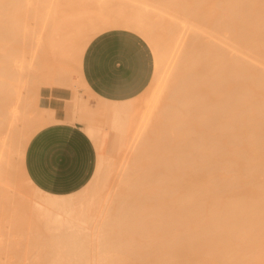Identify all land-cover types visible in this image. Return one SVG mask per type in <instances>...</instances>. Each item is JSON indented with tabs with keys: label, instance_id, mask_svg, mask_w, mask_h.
Segmentation results:
<instances>
[{
	"label": "bare ground",
	"instance_id": "obj_1",
	"mask_svg": "<svg viewBox=\"0 0 264 264\" xmlns=\"http://www.w3.org/2000/svg\"><path fill=\"white\" fill-rule=\"evenodd\" d=\"M119 1L0 0V199L8 213L0 208V214L9 216L0 219L6 221L0 250H7L0 251V264H264V0ZM42 25L49 27L50 49L65 58L77 51L82 71L84 54L98 36L122 30L141 38L156 59L143 96L146 114L140 115L136 97H100L93 109L77 90H91L83 73L66 70L70 80L56 87L65 109L59 117L31 89L28 66L15 63ZM76 41L82 46L71 48ZM91 117L112 127L105 132L87 126L99 148L89 183L68 196L40 190L24 167L32 137L47 126ZM129 125L133 138L126 137ZM130 139L136 153L121 168L117 153ZM117 167L124 187L114 197L107 191L106 198ZM23 186L34 198L23 194ZM115 196L125 210L119 214L121 201L116 203L121 223L115 211L111 221L122 227L115 220L117 230L103 235L110 211L107 223H99L103 230L95 224L103 215L94 222L92 214ZM70 232H85L93 241H81L87 247L76 250L80 240L69 234L73 243H58ZM98 237L105 242H94ZM52 239L70 249L46 251L57 244ZM147 253L155 256L147 259Z\"/></svg>",
	"mask_w": 264,
	"mask_h": 264
},
{
	"label": "crops",
	"instance_id": "obj_2",
	"mask_svg": "<svg viewBox=\"0 0 264 264\" xmlns=\"http://www.w3.org/2000/svg\"><path fill=\"white\" fill-rule=\"evenodd\" d=\"M153 71L149 46L137 35L122 30L95 38L83 58V75L90 89L112 101L140 95L150 83ZM97 158L93 141L80 126L56 123L32 137L24 167L40 190L53 196H68L89 183Z\"/></svg>",
	"mask_w": 264,
	"mask_h": 264
},
{
	"label": "rangeland",
	"instance_id": "obj_3",
	"mask_svg": "<svg viewBox=\"0 0 264 264\" xmlns=\"http://www.w3.org/2000/svg\"><path fill=\"white\" fill-rule=\"evenodd\" d=\"M111 1V0H110ZM113 2H111V3H116V1L117 0H115V2H114V0H112ZM124 1H127V0H124ZM124 1H122L121 2V0L119 1L121 4L124 2ZM35 30V41H34V45L32 44V45H30V43H28V44H26V45H24V47H25V50H26V52H25V55H24V57H23V59L22 60H15V63H21V64H23V66H28L27 68L28 69H30L31 70V75L33 76V84H31L30 85V87H31V89L32 90H34L35 92H36V94L38 95V96H43V101H44V103H46L47 105H49L50 107H52V108H54V109H56V111H57V113H58V110H59V113H58V116L60 117H63L64 116V114H65V109H64V102H63V100H61V99H59L58 97H57V94H59V93H63V91L62 90H58V89H56V87H58V86H61V85H64V84H66V83H68V81L70 80V78H71V75L68 73V72H65L66 70H71V71H75L76 73H83V71L81 70V68L79 67V63L82 61V57H80V54L76 51V52H72L73 53V55H72V57H62V56H60L57 52H54V51H52L51 49H50V47L48 46V44H47V41H46V39H45V37L47 36V34H48V32H49V27H48V25H42L41 27H37V28H35L34 29ZM64 32H66V31H64ZM18 46V45H17ZM82 46V43L81 42H75L74 43V45H72L71 46V48H75V49H77V48H80ZM152 51V50H151ZM153 53V52H152ZM153 59H154V71H153V73L155 72V69H156V59H155V55H154V53H153ZM161 78H162V74H161ZM161 80V79H160ZM52 90V92H53V94L52 95H50L51 94V91ZM77 90H78V92L80 93V95H82V96H84V98H86V97H88L89 98V102H90V105L92 106V108L93 109H97L98 108V106H99V102H100V97L98 96V95H96L92 90H90V92H88V93H86L82 88H77ZM146 94V91L144 90L140 95H138L137 97H136V100L137 101H140V105H139V113H140V115L141 116H143V115H145L146 114V105H145V103L143 102V96ZM51 96V97H50ZM59 100V101H58ZM63 103V104H62ZM58 104V106H55V105H57ZM61 106H62V108H61ZM58 107V108H57ZM63 111V112H62ZM62 114V115H61ZM107 121H106V119L105 118H100V117H91V118H89V120H87V121H85V122H76L75 124H73V125H78V126H80L81 128H83V130L86 132V134L87 135H89L88 134V132H87V126L88 125H90V126H92V127H94V128H98V129H104L103 131H105V132H107V128L105 129V127H108L107 125H109V128H110V126L112 125L111 124V122H108V123H106ZM82 123V124H81ZM106 123V124H105ZM111 125H110V124ZM66 124H68V123H66ZM86 126V127H85ZM112 127V126H111ZM86 128V129H85ZM108 128V129H109ZM133 129H134V127H133V125L132 126H130L129 125V127H128V133H129V135H126V137L128 136H130L131 138H133L132 136H131V134H132V132H133ZM111 130V129H110ZM110 130H108V132L110 131ZM127 133V134H128ZM131 133V134H130ZM104 134H107V133H104ZM103 134V135H104ZM133 136H135V134L133 135ZM90 137V136H89ZM127 137V138H128ZM91 139V138H90ZM92 140V139H91ZM132 140V141H131ZM93 141V140H92ZM130 141V145H126L125 147H124V149L122 148V149H120L119 150V152L120 153H117L118 155H117V159H116V162L118 163V166L120 167L121 166V168H122V165H123V163L124 162H126V158H127V161L128 162H130L131 160H133V158H134V155H135V150H134V152H133V139H130L129 140ZM129 141L127 142V144H129ZM132 142V143H131ZM93 143H95V141H93ZM95 145H96V147H97V153H98V158H99V148H98V146H97V144L95 143ZM132 145V147H130ZM128 146V147H127ZM130 147V148H129ZM132 162V161H131ZM121 168H120V171H121ZM119 168L117 167V171L116 172H114V173H112L113 175H111L110 176V178H109V180H108V182H107V189H106V191H104V194H105V197L107 198L108 197V194H109V192H110V190H113V193H111V194H113V196L112 197H114V195H115V193H116V195H117V193H119V191H118V189L119 188H123L124 186L120 183V179H119V175H118V172L120 173V171L118 170ZM116 174L118 175V176H116ZM118 177V178H116V177ZM112 177V178H111ZM115 179V180H114ZM114 181V182H113ZM112 185V186H111ZM115 186H116V188H115ZM118 186V187H117ZM109 188H114L115 189V192H114V189H109ZM21 190H22V192H23V194H25L28 198H34L30 193H31V190L28 188V187H21ZM27 190V191H26ZM107 191H109V192H107ZM107 193V196H106V193ZM120 192H123V190L121 191V189H120ZM27 193V194H26ZM30 194V195H29ZM110 194V195H111ZM32 196V197H31ZM104 199V200H108V199ZM112 199V198H111ZM111 199H109L106 203H104V200H103V204L100 206L101 208V210L103 211V209L105 210L104 211V213L101 211V210H99L98 208H96V207H93V208H96V209H98L96 212H98V213H93L92 215H94V219L96 220V221H94V222H97L98 220H100V217L103 215V217H101L102 219L100 220V221H98V224L97 223H95L96 225H98V226H100V224L101 223H104V220L107 218V222L109 221L108 219H110V221H111V219L114 217V218H116L118 215H116V214H122V212L120 211V208L123 210L124 209V206H122V204L124 205V203H123V201H119V198H116V196H115V198H114V200H112L113 202H114V205H112L111 206V209H108V208H110V206H109V204L111 205L113 202L111 201ZM118 199V200H117ZM111 202V203H110ZM121 203V206L122 207H120V205L118 206V208H116V203ZM2 203H3V205H2ZM128 203H130V204H125V205H127V206H125L126 207V209H128L129 211L131 210H133V207H134V204H132V202L131 201H128ZM133 203H134V201H133ZM4 201H2L1 199H0V208H1V210H5L4 212H6V214H8L7 213V209H3V208H7V207H4ZM104 204H105V206H106V204H107V206L105 207V208H102V207H104ZM6 205V204H5ZM109 206V207H108ZM129 207V208H128ZM115 208H116V210L118 209L119 211H117L118 213H116V210H115ZM114 209V210H113ZM106 210H108V211H110V215H107L108 214V212L106 211ZM125 210V209H124ZM124 210H123V212H124ZM114 212L115 211V214H113L114 216L111 218V216H112V213L111 212ZM94 212V211H93ZM99 212H101V213H99ZM105 212H107V217L106 218H104V215H105ZM133 212V211H132ZM1 214H2V211H1ZM0 214V219L2 218V220H3V216ZM5 213L3 214L5 217H4V220H6L7 218V216L8 215H6ZM105 215V216H106ZM116 215V216H115ZM22 215H20V217H21ZM122 216V215H121ZM9 217V216H8ZM17 217V216H16ZM19 217V219H21ZM23 217V216H22ZM98 217V218H97ZM6 218V219H5ZM18 218V217H17ZM29 218H31V217H29ZM32 218H33V216H32ZM103 218H104V220H103ZM118 218V217H117ZM119 218L121 219V217L119 216ZM118 218V220L120 221V219ZM98 219V220H97ZM3 220V221H4ZM103 220V221H102ZM116 220V219H115ZM114 220V221H115ZM114 221H111V222H108V223H112V227H113V229L111 228V226L107 223V222H105V223H107V225H108V228H109V231L107 232V233H105L106 231H102L103 230V227H104V225H105V223H104V225L103 226H100V227H102V230H100V233H101V231H102V233L101 234H103V235H105V234H108L109 236H110V234H112L113 235V232H115L116 230H117V227L115 226L114 227ZM6 222V221H5ZM4 222V223H5ZM116 222H117V220H116ZM115 222V223H116ZM3 223V225L1 224V222H0V224H1V226H0V229H1V227H5L6 225ZM100 223V224H99ZM118 223V222H117ZM115 224V225H117L118 226V224L119 223H121V221L118 223V224ZM94 224V223H93ZM94 224V225H95ZM94 225H93V228H94ZM102 225V224H101ZM121 225V226H120ZM19 226H21V225H19ZM124 226V225H123ZM96 227V226H95ZM119 227H122V224H119ZM21 228V227H20ZM105 228V227H104ZM3 230H4V228H2ZM106 229H107V227H106ZM122 229V228H121ZM120 229V230H121ZM123 229H125V228H123ZM110 230L112 231V233L110 232ZM44 231V232H43ZM42 231V233L41 234H43V235H46L47 236V234H48V231H45V230H43ZM90 231H92V230H90ZM96 231H97V229H96ZM118 231H119V229H118ZM3 232V231H2ZM47 234H46V233ZM93 232H95V230L94 231H92V232H90L91 234L93 233ZM98 232V231H97ZM96 232V233H97ZM121 232H123V234H124V230H122ZM121 232H119V233H121ZM4 233V232H3ZM40 233V232H39ZM78 233H80L79 235L77 234V232L75 233V232H70V233H68L67 235H68V237H66V238H63V236H61V237H58L56 240L58 241V243H60V241H66V242H72V237L76 234V236L78 235L79 237L77 238L76 236H75V238L76 239H74V241H79V242H75L76 244H77V246L78 245H80V244H83L84 242L86 243V244H88V240L90 241V243H92V239L90 238L89 239V237H83V233H85V232H78ZM0 234H2V233H0ZM64 234V233H63ZM69 234H72L73 236H71L70 235V237H69ZM81 234H82V236H81ZM49 235V234H48ZM94 235H95V233H94ZM99 235V237H100V234H98ZM97 235V236H98ZM107 235V236H108ZM99 237L98 238H95L96 240H94V242L95 241H97L98 240V242L100 241V242H105V240H106V238H102V239H105V240H100L99 239ZM62 238V239H61ZM74 238V237H73ZM88 238V239H87ZM78 239V240H77ZM84 239L86 240V241H84ZM41 240V239H40ZM47 240L48 239H44V237H43V241H46L47 242ZM53 241H54V243H55V239H52ZM92 240V241H91ZM36 241H37V239H36ZM73 241V242H74ZM81 241H83V243L81 242ZM30 242H32V240L30 241ZM34 242V241H33ZM38 242H39V239H38ZM42 242V241H41ZM46 242H43L44 243V246H45V244H46V246L47 245H49V247L51 248L52 246H50V243H46ZM50 242H51V240H50ZM72 242V243H73ZM53 243V242H52ZM51 243V244H52ZM57 243V242H56ZM55 243V244H56ZM57 243V244H58ZM79 243V244H78ZM84 243V244H85ZM23 244V243H22ZM34 244V243H33ZM54 245L53 244V248H51V249H47L48 247H46V251L47 250H49V251H51L52 249L53 250H55L56 248H58V249H56L55 251H59V250H66V249H70V248H67L68 246H65L64 244H60L61 246H62V248H60L61 246L58 244V245ZM63 245L66 247H64L63 248ZM17 246V245H16ZM21 246V245H20ZM43 246V244H42V246L41 247H44ZM23 247V246H22ZM69 247H70V245H69ZM74 247V246H73ZM72 247V249L73 250H75L76 248H84L85 249V247H87V246H84V247H81V245L80 246H78V247H75V249ZM14 248V247H13ZM16 248V247H15ZM17 248H20V247H17ZM21 249H23V248H21ZM24 249H25V245H24ZM23 249V250H24ZM42 249V248H41ZM43 249H45V248H43ZM71 249V250H72ZM1 250H4V253L7 251H5V248H3V249H1ZM0 250V251H1ZM13 250V249H12ZM77 250V249H76ZM15 251V250H14ZM44 251V250H43ZM4 253L3 252H0V254H1V257L0 258H2L3 257V255H4ZM18 253V252H17ZM3 254V255H2ZM6 254V253H5ZM14 254V253H13ZM16 254V253H15ZM20 255V254H19ZM19 255H17V257L19 256ZM158 255V254H157ZM159 255H164V251H162ZM21 256V255H20ZM49 256V255H48ZM47 256V257H48ZM52 256V255H51ZM147 259L149 258V259H151V258H153L154 256H155V254L154 253H147V254H145L144 255ZM4 257H5V255H4ZM9 258H14L13 260H17V258H15V257H10V256H8ZM50 257V256H49ZM137 257H139V256H137ZM135 262H138V263H136V264H151V263H143V262H139V261H135ZM135 262L133 263H131L130 262V264H135ZM2 264H3V262H2ZM5 264V263H4ZM22 264V263H21ZM30 264H37V263H30ZM129 264V263H128Z\"/></svg>",
	"mask_w": 264,
	"mask_h": 264
}]
</instances>
